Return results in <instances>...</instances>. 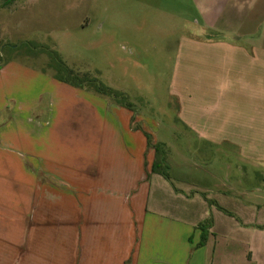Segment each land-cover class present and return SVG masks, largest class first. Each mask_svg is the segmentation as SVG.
Returning a JSON list of instances; mask_svg holds the SVG:
<instances>
[{
    "label": "crops",
    "instance_id": "obj_1",
    "mask_svg": "<svg viewBox=\"0 0 264 264\" xmlns=\"http://www.w3.org/2000/svg\"><path fill=\"white\" fill-rule=\"evenodd\" d=\"M205 5L200 33L177 51L178 122L192 148L233 150L255 170L264 166V0ZM22 75L25 95L9 88ZM0 84V264H264L254 207L227 208L210 180L181 186L154 173L156 151L131 110L14 63ZM203 224L208 241L196 248Z\"/></svg>",
    "mask_w": 264,
    "mask_h": 264
},
{
    "label": "rangeland",
    "instance_id": "obj_2",
    "mask_svg": "<svg viewBox=\"0 0 264 264\" xmlns=\"http://www.w3.org/2000/svg\"><path fill=\"white\" fill-rule=\"evenodd\" d=\"M205 4L207 0H10L0 13V70L14 63L58 81L72 80V71L89 75L96 83L83 90L110 104L116 102L98 93L96 85L124 94L134 126L148 136L151 149L161 147L158 162L176 183L210 180L228 193L227 208L254 207L251 218L263 222L264 166L251 169L233 150L206 154L192 148L171 97L179 43L200 33ZM261 27L264 31V22ZM20 77L9 88L25 95L28 80ZM4 88L0 84V94Z\"/></svg>",
    "mask_w": 264,
    "mask_h": 264
},
{
    "label": "trees",
    "instance_id": "obj_3",
    "mask_svg": "<svg viewBox=\"0 0 264 264\" xmlns=\"http://www.w3.org/2000/svg\"><path fill=\"white\" fill-rule=\"evenodd\" d=\"M10 0H7L5 5L8 6L9 5ZM2 6L0 5V8ZM62 67H64V65H62ZM69 75L73 76L72 80H68V79H63V78H58L59 81L65 83V84H69L72 85L74 87L77 88H81V89H89L90 87L94 88L93 86L95 85L94 83H96L94 80L91 79V77L87 74L84 75H80V74H75L72 71H69ZM96 91L100 94H104V95H110V97L117 103L122 105L123 107H128L129 109H132V105L129 104V102L127 103L126 101V96L118 91H115L111 88H107L101 85H96ZM147 139L149 141V138L147 136ZM148 146L151 148V142H148ZM157 154V159L155 162V166L153 167V172L154 173H159L161 175H163L164 177H166L167 179L170 178L166 168H164V166H162V163L159 161L158 162V154L161 153V147L157 146L156 148H154ZM219 207V206H218ZM220 208V207H219ZM222 209V208H220ZM227 212V211H225ZM202 231V237H201V241L200 243L196 246V248H201L203 246L206 245L207 241H208V235L209 233L206 230V224H203L200 226L199 228ZM129 264V263H128Z\"/></svg>",
    "mask_w": 264,
    "mask_h": 264
}]
</instances>
